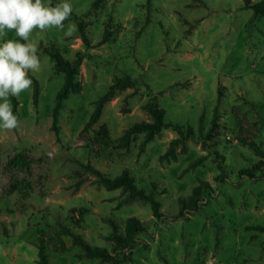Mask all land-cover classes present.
<instances>
[{"label": "rangeland", "instance_id": "rangeland-1", "mask_svg": "<svg viewBox=\"0 0 264 264\" xmlns=\"http://www.w3.org/2000/svg\"><path fill=\"white\" fill-rule=\"evenodd\" d=\"M94 1L71 0L64 29L30 36L40 66L31 87L10 97L17 126L0 129V264H38L40 238L48 264H264V156L251 145L264 150V13L244 0ZM0 39L20 38L8 30ZM51 53L76 68L55 124L65 74ZM126 75L133 87L88 123L114 77ZM151 108L181 130L163 128L143 146L139 133L125 147L126 129L152 121ZM92 168L111 178L128 169L161 215ZM130 217L145 231L125 248L110 236L124 234ZM75 235L117 261L85 255Z\"/></svg>", "mask_w": 264, "mask_h": 264}, {"label": "trees", "instance_id": "trees-1", "mask_svg": "<svg viewBox=\"0 0 264 264\" xmlns=\"http://www.w3.org/2000/svg\"><path fill=\"white\" fill-rule=\"evenodd\" d=\"M98 0H95L93 4H96ZM244 7L252 9L254 13H264V0H260L257 2H252V0H244ZM82 37L85 39V35L83 34V27L80 26ZM102 41L106 40V34H104ZM51 57L55 61V69L57 71H62L65 74V81L62 88L59 90L56 96V105L54 107V124L57 121L58 111L62 107L63 100L68 96L69 92L76 87L75 82V65H72L69 61L64 60L63 57L59 53H51ZM134 80L129 76L123 77H114L112 83L109 85L108 90L97 100L95 110L93 115L91 116L88 123L95 122L101 114L102 106L104 101L109 99L114 95L117 90L125 89L128 87H133ZM36 93V88H35ZM152 115V121H141L136 122L129 126L124 135H123V145L125 147L129 146L131 138L139 133H144V138L141 142V146L150 141L154 134L163 128L173 127L178 131L181 130V125L179 124H170L165 122L164 120V110L162 108H151L150 110ZM175 140H172L170 144V150H172V146ZM257 155L264 156V150L261 146L255 144H251ZM100 177V180L105 183L109 187H123L127 188L131 191L136 192L142 198L148 199L151 201L153 214L156 216H160L161 212L159 211V202L153 199L152 195H146L143 190L139 189L134 183V178L129 172L128 169H123L122 172L115 177L111 178L106 174L100 172L98 169L92 168ZM242 174H247L251 177H255L253 172L250 170H241ZM208 182H204L203 184H199L194 187L192 194L189 196V203L192 204L191 209L198 208V202L200 200L201 194L204 189H208ZM183 202V201H182ZM184 204V202H183ZM188 204H184L186 206ZM258 228L264 229V225L257 226ZM145 231V227L141 223V221L136 217H130L125 223V233L120 235L116 231H113L111 234V238L117 240L118 244L125 248H132L136 245L137 234ZM75 242L79 244L84 251L85 255L96 256L105 261H117L116 258L112 254H110L105 248L91 245L87 240L82 238L79 235L74 236ZM38 264H48L47 257L45 254V246L43 243V238H40V243L38 245Z\"/></svg>", "mask_w": 264, "mask_h": 264}, {"label": "clouds", "instance_id": "clouds-1", "mask_svg": "<svg viewBox=\"0 0 264 264\" xmlns=\"http://www.w3.org/2000/svg\"><path fill=\"white\" fill-rule=\"evenodd\" d=\"M71 0H0V37L14 30L20 39H0V129H13L18 117L13 112L10 97L19 96L33 83L29 76L40 66L38 44L31 41L34 29L65 28L72 15ZM75 24L65 32L72 35Z\"/></svg>", "mask_w": 264, "mask_h": 264}]
</instances>
